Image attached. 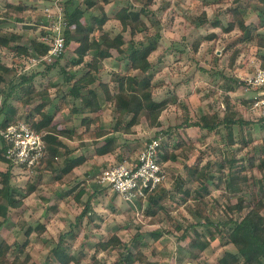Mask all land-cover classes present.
<instances>
[{
    "label": "rangeland",
    "instance_id": "1",
    "mask_svg": "<svg viewBox=\"0 0 264 264\" xmlns=\"http://www.w3.org/2000/svg\"><path fill=\"white\" fill-rule=\"evenodd\" d=\"M65 1L67 0H0V20L2 22L0 26L5 33L21 34L23 37L21 43L28 44L31 38L40 35V30L48 28L52 22L51 18L57 16L58 9L62 8V2ZM108 1L110 4L106 7L104 5L103 8L110 17L129 3H131L130 11L133 12L131 15L140 8V4L136 0ZM233 1L153 0L151 2L150 9L155 12V16L151 20L145 18L150 27L145 33H136L134 41H142L145 35H152L159 31L158 46L149 56L152 63L151 85L153 88L151 95L155 100L168 98L171 100L168 101V109L160 116L162 122L160 127H150L144 120H141L134 127L132 134L119 135L116 138V149L108 153L111 154L108 159L93 158L96 147L91 143L95 139L93 131H90L88 135L79 136L85 133V125L81 123V117L90 119L89 128L92 130L111 129L115 124L113 110L109 105L106 107V96L98 82L90 86L94 89L100 105L104 107L98 114L73 112L72 109L75 106L79 107V103L74 102L71 97H67L64 103L60 99V96L68 91V87L63 82L58 68L64 66L68 58L77 56L75 49L78 45L74 41L66 46L63 57L60 58L56 68H53L44 78L35 76L33 80V88L37 90L43 89L47 85L48 79L57 83L58 86L48 87L46 94L35 96L27 106L17 102L19 94L8 100L9 104L17 110L12 121L25 119L24 116L30 113L36 104L42 103L45 105V110L54 115L51 124L56 125L58 129L72 137H62L65 148L61 149V156L54 164L55 170L53 171L40 173L36 169L28 171L18 165L12 166L11 186L22 195H25L31 187H34V190L26 194L23 206L16 212H12L6 225L0 226V240L4 239L10 244L21 243L25 239L23 230L27 224L35 225L37 220L43 221L46 225L45 231L41 236H36L33 233L26 247L34 264H59L50 253V249L56 245L59 236L69 230V234L61 245L67 252L79 258V264H112L117 255L123 251L121 245L104 252L95 253L94 251L96 241L99 238H108L111 234H116L127 245L135 244L134 249H136V242L132 241V237L135 233L142 234L140 243L142 247L144 246L142 251L147 264H217V259L222 253L225 251L235 252L232 244L225 242L226 240L220 237L211 240L208 247L201 253L191 251L189 245L194 239L195 229L189 228V223L197 221L193 215L196 205L190 197H185L175 191L177 179L186 177V166L200 158L202 163L207 160L215 163L212 168L214 179L207 183V192H202L207 203L208 217L213 221H224L230 215L226 210L227 204H235L240 199L248 201L253 198L252 190L244 187L245 183L242 184V190H239L235 185L227 187L225 184L234 177L249 175L250 171L238 172L235 170L233 173H229L225 165L223 171L225 175L219 180L220 172L216 170L223 158L235 159L238 161V167L244 165L247 168V155L252 153L253 147L256 157L264 155V121L250 112L247 102L242 103L243 100L251 98L254 93L245 92L240 84L230 89L229 87L233 86V83L229 81L228 77L232 75V67L228 68L227 66L232 48H243L232 65L236 69V73L242 75L251 73L252 69L260 65L259 54H262L264 49L259 48L255 40L239 42L240 31L238 28L230 32L224 30L227 23L231 21L229 8L237 7L243 12L245 24L252 31L255 29L254 33L264 37L263 7L257 5V0ZM19 2L23 3L24 9H7L5 6L6 3L17 6ZM141 2L147 3L148 0H141ZM85 6L84 0H72L70 9L79 7L83 10L86 8ZM46 8L48 12L45 11ZM90 11L94 15H100V9L97 7ZM202 11L206 14V21L201 17ZM5 13L12 17L5 16ZM15 18H22V21ZM156 19H158L157 22ZM216 19L220 21V25L213 27L211 23ZM199 20L204 21L200 26H196L195 24ZM81 21L85 23L86 18H81ZM103 29L110 35H115L121 31V25L117 20L111 18L105 23ZM123 36L125 40L130 38L129 29L123 31ZM194 43H198L197 50L194 49ZM90 47L94 48V45L91 44ZM13 55L12 50L0 47V61L9 66L14 65L18 73L26 75L43 71L45 66L53 61L52 59L37 61L26 57L20 60L19 64H14ZM123 57L124 54L111 50V57L103 60L100 81L107 83L112 77L111 73L124 71ZM89 61L90 56H85L84 62L75 65L72 72H75L77 76L81 75L85 72V65ZM68 67L66 69H69ZM203 67L205 70H201ZM131 72H135V70H129L128 73ZM235 79L238 78L235 77ZM113 85L115 84L111 82L110 88ZM171 95L172 97H169ZM227 96L233 104V110L242 121L240 127L239 125L233 126L234 137L237 140L239 135L243 136L251 146L240 148L239 142L233 146H226L219 134L208 133L204 129L191 125L205 113L212 115L217 113L221 116L225 109ZM1 104L2 96H0ZM130 107L132 108L133 104H130ZM34 117L38 118L37 115ZM2 118L1 114L0 123H2ZM158 130L163 131L156 136L160 139L161 144H166L170 151L179 155L176 160L165 162L167 174L163 192L159 196V198L162 196L161 204L165 211L160 212L159 220L144 216L143 209L147 201L141 204L127 203L108 187L105 189L97 182V175L103 169L120 162L121 158L126 160L134 158L144 143L155 137ZM167 130L168 132H166ZM103 139L102 137L98 141ZM179 141L184 146L195 144L194 149L181 151V147L177 145ZM69 150L72 151L71 155L74 157L84 155L90 156V158L70 173L61 175L59 168L64 165L65 154ZM255 162L258 163V161ZM1 169L6 170L7 164L0 165ZM55 174L61 178L55 179ZM253 174L258 180L261 177L264 178V172L260 173L257 169L253 170ZM82 185L86 186V191L81 202H85L90 196V215L93 219L92 222H88V219L83 217L80 225L75 226V218L81 207L73 200V193ZM196 186V184L184 180L182 189L191 191L192 195ZM62 191L68 194H60ZM94 191H96V195L91 197ZM61 197L62 202L58 201ZM49 203H53V206H50ZM50 207L52 208L50 209ZM238 215L239 213L234 214L235 217ZM47 218H50L48 222ZM196 230L208 235L204 228L198 227ZM150 233L158 234V239L154 240ZM93 257L97 259V262H94ZM70 264L75 263L71 262Z\"/></svg>",
    "mask_w": 264,
    "mask_h": 264
},
{
    "label": "trees",
    "instance_id": "2",
    "mask_svg": "<svg viewBox=\"0 0 264 264\" xmlns=\"http://www.w3.org/2000/svg\"><path fill=\"white\" fill-rule=\"evenodd\" d=\"M40 1H52V0H40ZM86 8L81 10L79 7H73L72 0L62 2V12L64 22L66 26L63 30L64 35V49L71 42L77 43L78 47L75 49L76 57L68 58L64 66L58 68L59 73L62 75L63 82L67 85L68 91L60 96L61 102L64 103L67 97H71L74 102L79 103V107H74L73 112L84 113L92 112L98 114L104 107L100 105L97 99V95L93 88L90 86L95 82H98L106 96V107L111 106L115 115V124L111 129H98L92 130L89 128L90 119L81 117V123L85 125V133L79 136L88 135L90 131H93L95 139L91 141L96 147L94 149V155H105L111 153L116 148V138L119 135H128L134 132V127L144 120L150 127H160L162 122L160 120L161 114L168 109L169 99L155 100L152 98L151 85V68L152 63L149 60V56L156 50L158 46L159 31L154 32L152 35H145V38L141 41H134V36L138 32L145 33L148 31L150 24L145 21V18H153L155 12L150 9L151 2L147 3L136 0L140 4V8L134 14L131 9V3L121 7L115 14L110 17L105 13L103 8L109 1L108 0H84ZM234 0L233 2H236ZM21 2V1H20ZM18 3L17 6L12 3H6L8 8H14L16 10L24 9L23 3ZM257 5L263 7L262 13L264 15V0H257ZM97 7L100 9V15H94L90 11ZM231 14V21L227 23L224 28L225 31L238 28L240 31L239 42H252L259 48L264 49V37L260 34L254 33L255 29H252L245 24L243 12L237 8H229L228 11ZM153 13V14H152ZM201 17L206 21V14L204 11L201 13ZM153 15V16H150ZM5 16L11 18V15ZM85 17L86 22L83 23L81 18ZM14 18V17H13ZM117 20L121 25V31L115 35H110L105 31L104 25L108 20ZM18 21H22V18H15ZM148 20V19H147ZM203 20V21H204ZM158 19H156V22ZM203 21L196 22V26H200ZM264 22V21H263ZM0 20V24H1ZM152 25V24H151ZM213 27L220 25V21L216 19L211 23ZM129 29L130 38L125 40L123 31ZM46 30H40V35L31 38L28 44L21 43L23 37L19 33L10 32L5 33L0 26V47L14 52L13 63L19 64L20 60L28 58H40L48 52L49 46L39 40V36L46 34ZM91 44L94 48H91ZM103 47L102 49H100ZM198 43H194V49L197 50ZM63 52L55 58L51 63L47 64L43 71L35 72L29 75L18 73L17 68L14 65H7L0 61V96H2V104L0 105V115H3L2 123H0V130L4 128L10 121H12L17 113L15 107L9 104V99L17 94L20 97L17 98V102L22 105H29L35 96H41L48 92V87L58 86L54 81L47 80V85L37 90L33 88V80L35 76L44 78L53 68L59 65L60 58L63 57ZM243 49V48H242ZM239 47L232 48L228 68L232 67L231 76L228 79L233 83L230 89L235 88L238 85L237 79H235V69L232 63L235 62L236 57L242 50ZM111 50H115L118 53L124 54V71H117L111 73L112 77L110 81L104 83L100 81V73L103 68V60L111 57ZM89 55L90 61L85 65L86 70L80 76H76L75 72H72L70 68L84 62V57ZM260 67H264V52L259 54ZM101 64V65H100ZM69 66V69L66 67ZM134 69L135 72L128 73L129 70ZM201 70H205L204 67ZM221 75V74H220ZM114 83L110 88V83ZM49 85V86H48ZM229 89V90H230ZM23 92V93H22ZM26 92V93H25ZM169 97H172L169 96ZM225 109L221 116L217 113L212 115L205 113L200 116L198 121H195L191 125L204 129L208 133H216L220 135L222 141L226 146H233L239 142L240 148L251 144L246 142L243 136L239 135L236 140L233 134V126L242 124L241 119L237 116L236 111L233 110V104L229 101L228 96L225 100ZM248 103L249 100L245 99L242 103ZM133 104V107H130ZM45 105L42 103L36 104L30 113H27L23 119L28 122L29 126L42 137L46 153L38 165V172L44 173L46 171L55 170L54 164L61 156V149L65 148V144L62 137H71L66 135L61 129H58L56 125H52L54 115L45 110ZM35 115L38 116L35 119ZM128 119V120H127ZM264 121V120H262ZM163 132L158 130L155 134ZM168 132V130L166 131ZM104 138L102 141H98L100 138ZM152 139V138H151ZM149 139V140H151ZM148 140V141H149ZM183 150H193L195 144L184 146L181 141L177 143ZM10 146L6 138L0 135V161H4L7 164V169L4 172H0V196H2L6 203L0 204V226L6 225L9 221L12 212L22 205L23 198L27 193L34 190L31 187L26 191L25 195L17 192L13 186H11L10 180L12 177L11 169L13 164L8 162L5 158L7 147ZM162 151L160 154V160L167 162L168 160H176L179 155L170 151L166 144H162L160 148ZM254 147L252 153H248L246 162L247 168L244 165L237 166V160L235 159H221V163L216 167V170L220 172L219 180L224 177V167L227 166L228 172L238 170L250 171L249 175H241L232 178L229 182L225 183L227 187L235 185L239 190H242V184H246L244 187L250 188L253 198L245 201L240 199L235 204H227L226 210L230 214L224 221H213L208 217L206 207L207 203L204 199L202 192H207V183L212 182L214 175L212 174V168H214L213 162L207 160L204 163L200 158L196 162L186 166V177L184 179H177L175 184L176 192L181 193L185 197H190L196 209L193 211L194 217L197 221L189 223V228L195 229L194 239L190 243V248L193 253L203 252L211 240H215L217 237L225 239L227 243L232 244L235 252L225 251L217 259V264H264V184L262 177L258 180L253 174V170L257 169L260 173L264 172V155L258 157L255 156ZM72 151L69 150L66 155V161L62 167L59 168L61 175L70 173L74 168L82 165L87 161L89 157L80 155L74 157L71 155ZM182 154V153H180ZM123 158L120 159L122 161ZM255 161H258L256 163ZM27 170L26 168H24ZM221 176V177H220ZM55 179H60L59 175H54ZM185 181L197 186L191 191L183 190L182 185ZM163 183H160L154 190L147 192L144 198H139L135 202L141 204L147 201L143 214L145 217H151L159 220V214L161 211H165L161 204V198L159 196L163 192ZM107 189V187H103ZM86 191V186L82 185L77 191L73 193L74 201L81 207L80 212L76 215L75 226H79L81 219L86 217L88 222H92L90 215V196L85 202H81V198ZM68 194V193H66ZM96 191L91 195L94 196ZM134 202V203H135ZM131 204V203H130ZM245 210L244 212H242ZM167 212V211H166ZM235 213H239L237 217ZM198 227L204 228L208 235L203 232L197 231ZM46 225L43 221L37 220L35 225L27 224L23 230L25 239L18 244H10L6 240H0V264H34L31 261V255L26 251V247L30 242V236L35 233L36 236H41L45 231ZM179 228V227H177ZM70 232V230L68 231ZM63 233L59 236L56 245L50 249V253L54 256V259L59 264H70L74 262L79 264L80 260L74 254L67 252L62 247L61 243L69 233ZM154 240H157L159 235L156 233H150ZM142 234L135 233L132 237V241L135 244H125L116 234H111L108 238H99L94 244L95 253L99 251H107L113 249L118 245H121L123 251H121L114 259L112 264H147L146 257L143 253V247L140 243ZM23 254V255H22ZM94 262L97 259L93 257Z\"/></svg>",
    "mask_w": 264,
    "mask_h": 264
},
{
    "label": "built area",
    "instance_id": "3",
    "mask_svg": "<svg viewBox=\"0 0 264 264\" xmlns=\"http://www.w3.org/2000/svg\"><path fill=\"white\" fill-rule=\"evenodd\" d=\"M48 12V9H45ZM57 16L51 18L47 33L40 37L41 41L49 46L46 55L31 60L57 58L64 49L63 30L64 22L62 8L58 9ZM52 62V61H51ZM238 84L247 92L254 95L248 98L247 107L260 120H264V67L256 66L251 73H236ZM10 146L7 147L5 158L13 165L33 171L38 168L46 153L45 143L37 132L28 123L18 119L8 123L0 130ZM162 144L159 138H152L144 143L137 155L132 159L122 161L103 169L97 175V182L108 187L127 203L133 204L137 199L144 198L147 192L154 190L166 179V164L160 160Z\"/></svg>",
    "mask_w": 264,
    "mask_h": 264
},
{
    "label": "crops",
    "instance_id": "4",
    "mask_svg": "<svg viewBox=\"0 0 264 264\" xmlns=\"http://www.w3.org/2000/svg\"><path fill=\"white\" fill-rule=\"evenodd\" d=\"M109 4H110V3L108 2V3L105 5V7L108 6ZM85 7H86V6H85ZM104 9H105V8H104ZM103 64H104V62H103ZM73 67H74V66H73ZM68 68H69V67H68ZM70 69H71V71H72V68H70ZM102 72H103V71H101V73H102ZM101 73H100V79H101ZM76 76H77V75H76ZM79 76H80V75H79ZM71 137H72V136H71ZM116 145H117V144H116ZM115 149H116V148H115ZM109 155H111V154L95 155V156H93V158L98 157V159L103 160L104 158L108 159V156H109ZM93 158H92V159H93ZM0 165H5V162H4V161H0ZM4 171H5V170H3V169L0 170V172H4ZM11 173H13V172L11 171ZM0 187H1V185H0ZM61 193H65V191H64V192H63V191L60 192V194H61ZM65 194H66V193H65ZM65 194H64V195H65ZM28 195H29V194H28ZM66 195H67V194H66ZM95 195H96V194H95ZM25 198H26V197H25ZM25 198H23V202H22V205H21V206H23V204H24V199H25ZM87 199H88V198H87ZM87 199H86V200H87ZM73 200H74V199H73ZM58 201H61V202H62V197H61L60 199H58ZM5 203H6L5 199H4L2 196H0V204L5 205ZM55 204H57V203H55ZM49 205H50V206H53V203H52V204L49 203ZM21 206H20V207H21ZM20 207H19V208H20ZM51 208H52V207H50V209H51ZM49 220H50V218H47L46 221L48 222ZM3 226H5V224H4Z\"/></svg>",
    "mask_w": 264,
    "mask_h": 264
}]
</instances>
